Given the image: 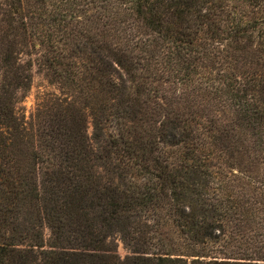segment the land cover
<instances>
[{
    "label": "trees",
    "instance_id": "trees-1",
    "mask_svg": "<svg viewBox=\"0 0 264 264\" xmlns=\"http://www.w3.org/2000/svg\"><path fill=\"white\" fill-rule=\"evenodd\" d=\"M0 264H264V0H0Z\"/></svg>",
    "mask_w": 264,
    "mask_h": 264
},
{
    "label": "rangeland",
    "instance_id": "rangeland-1",
    "mask_svg": "<svg viewBox=\"0 0 264 264\" xmlns=\"http://www.w3.org/2000/svg\"><path fill=\"white\" fill-rule=\"evenodd\" d=\"M55 86L49 82L47 77L40 71H38L37 68H34V75L32 80V86L29 92L27 93V96L24 98V100L21 102L20 107L22 108V111H24L27 115V117L30 119L32 116V113L35 112L36 107V101L37 96L42 91H48V90H54ZM89 132H92L91 125L89 126ZM47 236H49V231L46 232ZM115 244L117 245L118 253L124 257L128 253V249L125 247L122 240L117 239Z\"/></svg>",
    "mask_w": 264,
    "mask_h": 264
}]
</instances>
